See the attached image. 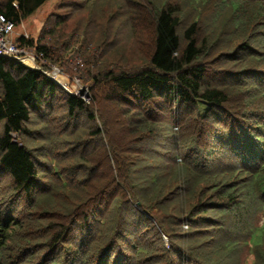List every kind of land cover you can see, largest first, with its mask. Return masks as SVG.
I'll use <instances>...</instances> for the list:
<instances>
[{
	"label": "trees",
	"instance_id": "16d2710c",
	"mask_svg": "<svg viewBox=\"0 0 264 264\" xmlns=\"http://www.w3.org/2000/svg\"><path fill=\"white\" fill-rule=\"evenodd\" d=\"M2 1L0 14L18 26L49 0ZM84 1L87 2L74 3L73 7L88 5L91 0ZM189 1L195 5L186 18L184 4L148 0L154 15V30L147 67L101 73L100 55L93 56L92 44L85 39L80 43L75 34L64 36L65 32L58 28L77 11L72 8L67 20L58 15L52 24L48 22V29L43 30L37 41L24 37L17 41L19 46L33 49L48 65L66 67L71 57L85 59L84 68L77 75L86 74L85 80L92 83V103L68 95L37 71L0 59V264H154L155 255L166 252L163 235L172 244L171 251H167L171 255L170 264H187L183 248L188 245L198 250L196 247L210 231L215 235L226 234L227 238L213 236L214 243L205 250L232 255L243 245L251 246L254 264H264V224L252 228L243 221L246 213L264 214V106L259 107L264 104V0ZM201 2L208 9H202ZM224 13L228 14L219 37L228 41L239 35L245 38L233 52L214 56L215 49L207 48L201 29L202 26L214 29L206 21L212 14L219 19ZM246 31L250 33L246 35ZM54 38H59L60 47L49 46ZM76 45H79L77 50ZM210 58L218 61L210 62ZM214 63L237 66L240 70L229 69L225 73L214 69ZM210 74L223 80L216 82L213 77H207ZM231 89L238 91L237 97L246 96L250 100L242 111L229 107ZM57 102L65 110V129L75 127L70 131L73 135L87 131V137L66 150L52 144L54 155H47L44 160L38 151L40 146L35 151L32 149L30 126L34 118L40 123L38 114L47 120L52 115L49 107ZM131 105L140 113L127 123L125 131L119 129L116 121L107 123L104 115L112 110L110 107H114V116H120L119 109L128 116L132 113ZM255 108L262 112L256 113ZM149 113L158 116L160 122L147 128V123L141 122H145L143 119L149 122ZM140 115L144 118L137 117ZM97 119L104 130L97 125ZM82 121L88 124L84 130L79 128ZM134 139L140 147L152 148L170 172L180 168L182 185L188 187L194 180L206 181V192L212 195L208 206L199 203L204 206L201 213H217L219 218L200 216L183 222L181 229H186L188 236L181 234L182 230L172 229L158 209L146 205L141 186L148 183L150 191L158 189L161 176H157V171L148 178L138 176L133 169L135 163H125L122 154L132 151L129 145ZM69 160L77 164L58 167ZM91 179L97 185L87 196L90 203L84 205L81 216L69 215L58 222L57 212L39 210V203L48 197L50 201L59 190H88L86 182ZM114 195L122 199L116 210L117 220H96L101 222V229L103 226L114 230L112 243L117 245L96 250L95 231L91 239H86L88 228L91 231V219L97 213L89 209L97 210L99 202ZM127 195L136 201L137 207L128 204ZM131 208L136 210L130 212ZM129 213L140 216L142 223L149 225L147 229L144 230L141 222L134 226ZM108 216L113 217L111 211ZM150 219L159 224L160 230ZM176 220L180 226L181 219ZM174 226L178 227L175 223ZM132 228L138 234L151 228L161 250L139 237L137 242H130L129 256L123 251L115 254L117 247L126 249L125 240ZM179 243L180 247L175 248ZM198 257L203 259L202 263L196 261ZM194 261L193 264H207L210 260L196 254Z\"/></svg>",
	"mask_w": 264,
	"mask_h": 264
},
{
	"label": "rangeland",
	"instance_id": "374dc122",
	"mask_svg": "<svg viewBox=\"0 0 264 264\" xmlns=\"http://www.w3.org/2000/svg\"><path fill=\"white\" fill-rule=\"evenodd\" d=\"M179 3V5L184 4L186 8L184 9L186 18L190 11L193 10V6L195 5L194 1L189 0H174ZM1 3L4 1H0ZM84 4L87 1L84 0H49L44 6H42L35 15L28 18L27 20L22 21L18 26H15L13 33L11 35V38L13 41L17 43V41L24 37L26 39H34L37 41L39 37L41 36V33L43 30L48 29L47 23L54 22L56 19V16L61 15L63 18H68L69 12L75 9L76 12H72L71 17L68 19V21L62 22V24L58 27L62 32L64 36H67L68 34H75L77 37L80 38L79 42H83L84 39L86 40V43L92 44V54L93 56L100 55V70L101 73L107 72L108 70L116 69V70H131L134 68H141V67H147L148 66V60L146 59L152 52V45H153V30H154V22L153 21V13H151L150 10H152L151 6L148 3V0H91L87 4L82 7H73L75 6L74 3H80ZM137 3V4H135ZM203 5H200L202 9H208V6L201 2ZM80 4V5H81ZM135 4V5H134ZM187 4V5H186ZM133 6V7H132ZM132 7V8H131ZM81 8V9H80ZM201 11V10H200ZM208 11V10H207ZM206 12V11H205ZM228 14V13H227ZM227 14L224 13L223 16L219 15V19L214 18V14H212L209 21H206L211 24V26H214L211 28H207L202 26L201 29V35L202 38H206L207 48L215 49V55H219L228 52H233L234 48L237 46L238 43H241L244 40V35L235 36L234 40H227L220 36V32H224V29L222 27L224 20L227 18ZM216 15V14H215ZM54 18V19H53ZM215 22V24H214ZM250 31H246V35H248ZM60 34V33H59ZM58 34V35H59ZM236 35V34H235ZM57 36V35H56ZM225 36H229L228 34ZM220 38V40H219ZM49 40V38L47 39ZM204 40V39H203ZM219 40V41H218ZM59 43V38H54L52 43L49 44V46H56ZM217 45H219L221 48H219ZM61 45H58L60 47ZM79 45H76L75 48H77ZM56 48V47H53ZM96 51V52H95ZM243 57H246V54L243 53ZM75 56V55H74ZM67 59V58H66ZM83 59V58H82ZM80 59L77 57H71L69 58V64H67L66 67H60L56 65H51L52 68L60 67L63 70V74L66 76L64 79L68 81V88L74 92L75 95L81 96L82 94L78 93H86V101L92 103V92L90 90V86H92V83L90 81L85 80L86 74H81V79L78 81L75 80L77 77V70L75 69L76 64L79 65V72H81L82 68H84L85 59ZM98 60V61H99ZM84 61V62H83ZM218 61L215 58H210V62H216ZM27 62V61H26ZM26 62H24L23 66H26ZM29 62V61H28ZM205 60L203 61V63ZM31 63V62H30ZM208 64V62H207ZM215 66L214 69L229 73V69L231 70H240L237 68V66H227V65H218V63H214ZM93 68V67H92ZM85 69H83L84 71ZM82 71V72H83ZM80 75V73H79ZM208 78L213 77L216 82L221 83V80H223L220 76H217L216 74H210L207 76ZM60 88V87H59ZM229 93L231 94V102L232 105H230V108L238 109L239 111L243 110V107H245L247 104H249V99L245 96L243 98L237 97L238 91L237 90H229ZM68 94V93H67ZM69 95V94H68ZM85 98V97H84ZM94 102V101H93ZM96 104V102H95ZM59 102L56 104H53V107H49V110L52 111V115L48 117V119H42V115L38 114V120L34 118V122L32 126H30L33 135H31V146L32 149H35L39 147L38 151L42 152L41 157L46 160L47 155H54L52 152V144L55 146H59L62 148H59L60 150H66L69 145L72 147V145L77 144L80 140L86 139V132L87 131H80L78 132V135L70 134L73 131L75 127L66 128L63 125V118L65 115V110L63 107H59ZM116 106V105H115ZM165 110H168L166 105H163ZM264 106V104H259V107ZM132 113L128 116H125L121 112L120 116H114L112 113V110H114V107L112 110H109L105 113L104 117H106L107 123H113L116 121L119 125V129L122 131H125L127 123L133 117L134 115L139 114L140 110L132 108ZM127 108V107H126ZM255 112H262V110L255 108ZM151 116L150 118H147L149 122H147L146 119L145 122L141 123H147V128L155 126V122H160L158 116H154L153 114L149 113ZM139 118H144L142 115L137 116ZM111 119L112 121H109ZM168 120V117L166 118ZM134 121H138V119H134ZM115 122V123H116ZM97 125L99 128L104 130V127L101 123V120H96ZM140 123V125H142ZM109 125V124H107ZM153 125V126H152ZM88 127V124H83V121L79 123V128H85ZM65 130L63 134L61 133V130ZM68 129V130H67ZM118 127L115 128L114 131H116ZM194 129V128H193ZM112 132L115 134V132ZM117 133V132H116ZM171 136L170 134L167 136L169 138ZM35 138V139H34ZM136 139V138H135ZM134 139V142L131 146L132 151L126 152L122 154L124 158L126 159V162L135 163V167H133L134 172H138V176L144 175L145 177H149L152 172L157 171V176H161V181L158 189H152L150 191L151 186L146 183L144 186H141L142 188V200H144L145 204L151 207H155L159 210L162 217L168 222L170 227L172 226V229L178 230L180 232L181 224L187 220L193 219V218H200V216H209L210 218L218 219L219 215L217 213H209V214H202V210H204V206H200L205 204L208 206L209 202L211 201V192H206L207 189H205V185H207L206 181H192L190 186L182 185L183 181L182 176L179 177L178 171L180 168L172 170L170 172L168 167L162 166V161L157 154H155L154 151H151L152 148L144 149L143 147H140V144L136 143ZM166 138H164L165 140ZM182 140V138H181ZM44 147H41L43 146ZM152 146L153 144H149ZM172 146V145H171ZM65 148V149H64ZM154 148V146H153ZM156 149H159V147H155ZM154 148V149H155ZM169 148V147H168ZM138 149V150H136ZM162 149V148H161ZM172 151V150H171ZM165 161V160H164ZM77 164L76 161L69 160L63 163H59L58 167H67L71 165ZM180 165V163L178 164ZM177 165V166H178ZM49 175V173H46ZM56 180V178H54ZM53 179V180H54ZM82 180L78 179L77 181ZM89 187L86 188L88 190H85L83 188L74 189L73 191H66L59 190L58 193L54 194V197L50 198L48 201V198L44 199L41 203H39V210L43 211L48 209L52 212H57L55 219L58 220V222H62L68 217L71 216H81V210L85 207L87 203L89 204L88 200L86 199L91 190L95 189L97 182H93L91 179L86 182ZM148 184V185H147ZM158 191H160L159 194H155ZM195 195H194V194ZM128 196V195H127ZM118 196H113L112 198L104 199L103 201L99 202L97 210L93 208L89 209L92 210L93 213L97 212L95 215V219H91V231L88 228L86 239H91V234L96 233L95 239L96 242H94L96 250H107L110 246H116V244L112 243V231L113 229H106L102 226V229L100 228L101 222H97V220L104 219L110 220L114 219L117 220V216L119 213H116L117 206L122 201V199H117ZM189 197V198H188ZM213 199H216L215 196H212ZM115 198V199H114ZM129 200V201H128ZM126 201H128L131 206H136V201L134 199L126 198ZM200 203V204H199ZM93 204V203H91ZM199 204V206H198ZM205 206V207H206ZM136 210L134 208L130 209V212ZM112 212V216H108L109 212ZM252 212H255V210H252ZM133 214V215H132ZM135 213H129L128 217L129 220L133 223L134 226H138V223L141 222L140 216H135ZM97 219V220H96ZM180 221V226L178 224V220ZM199 220V219H197ZM152 224L155 226L157 230H160L159 224L155 222L153 219H150ZM246 224L250 225L252 228L260 227L264 224V214L260 215H254L250 213H246L245 219ZM174 223L178 225L176 228L174 226ZM143 224V223H142ZM145 224V223H144ZM145 229L149 225H145ZM244 224V222H243ZM112 224L110 228L113 226ZM180 227V228H179ZM96 228H98L96 230ZM113 228V227H112ZM139 228V227H138ZM186 228V227H185ZM240 228V227H239ZM133 232L127 235L128 239L125 240V242L128 243L127 246H125L126 249H120L117 247L115 250V254H117L119 251L125 252L127 256H129L130 251L132 250V245L130 242H137L138 238H145V240H148L149 243L152 245H158L159 250H161V246L159 243H156V238L154 235V232L151 228H149L145 233H135L134 228H132ZM186 229L182 230L181 234L188 235V231H185ZM202 230V229H200ZM82 233V232H81ZM207 235V234H206ZM189 236V235H188ZM191 236V235H190ZM218 237L227 238V235H221L215 233H212L210 231L208 233V237L206 236L205 239H203V243L198 247L197 249H192L188 245L183 248V250L186 253V260L185 262L187 264H193L195 263L194 258L196 254H199L200 257H206L210 261L207 264H254V256H253V250L251 249V246L245 247L244 245L238 250H236L235 253L232 255L220 253L219 251L217 253H214L211 250H205L206 246L211 245L213 240ZM162 238L164 249H166V252H160L155 255V262L154 264H170L171 263V255L167 253V251H171L172 244L166 238L164 235ZM247 238V237H245ZM94 239V240H95ZM181 243L175 245V248H179ZM214 245V244H213ZM111 248V247H110ZM156 249V248H155ZM164 253V254H163ZM206 253L208 256H206ZM163 254V255H162ZM197 262L202 263V258L198 259L196 258Z\"/></svg>",
	"mask_w": 264,
	"mask_h": 264
},
{
	"label": "built area",
	"instance_id": "2783aa9c",
	"mask_svg": "<svg viewBox=\"0 0 264 264\" xmlns=\"http://www.w3.org/2000/svg\"><path fill=\"white\" fill-rule=\"evenodd\" d=\"M14 28V23L8 21L6 17L0 14V59L18 63L21 65H24V62L28 60L34 65V67L31 69L41 73L43 76L54 82L69 95L78 96L68 88V81L64 79L66 75L63 74L62 68H52L50 64L48 65L45 61H42L33 49L21 47L12 40L11 35ZM79 65L80 64H76L75 66V69L77 71L79 70ZM45 66H47L48 69H44ZM80 79L81 75L78 74L75 80L79 81ZM60 81H62L63 84ZM78 94H82L79 97L86 101L87 94L85 92Z\"/></svg>",
	"mask_w": 264,
	"mask_h": 264
},
{
	"label": "bare ground",
	"instance_id": "6f19581e",
	"mask_svg": "<svg viewBox=\"0 0 264 264\" xmlns=\"http://www.w3.org/2000/svg\"><path fill=\"white\" fill-rule=\"evenodd\" d=\"M26 66H28L29 68H33L34 67V65L32 63L28 62V60L26 62ZM60 82L63 84L62 81H60Z\"/></svg>",
	"mask_w": 264,
	"mask_h": 264
}]
</instances>
